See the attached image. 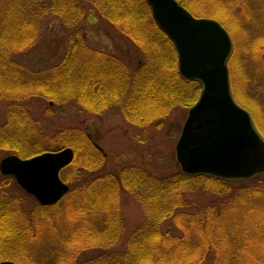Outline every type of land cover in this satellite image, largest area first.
Wrapping results in <instances>:
<instances>
[{"label": "trees", "instance_id": "16d2710c", "mask_svg": "<svg viewBox=\"0 0 264 264\" xmlns=\"http://www.w3.org/2000/svg\"><path fill=\"white\" fill-rule=\"evenodd\" d=\"M180 1L195 13L194 8L186 0ZM50 4L49 0H16L13 3L5 1L0 4V13L3 14L0 20L4 21L3 25L9 31L8 37L13 38L15 42H21L26 37L24 36L26 30L31 29L30 26L35 25V21L39 24L41 18L49 13L57 14L61 18L64 17L65 21L71 22L74 31L67 50L60 55L57 62L44 68H36L22 61L30 52V45L37 41L34 35L25 44L24 50L9 46L11 43L5 40V47L0 50V98L4 97L8 102L7 118L0 123V151L16 153L26 158L47 148L43 141L45 138L62 137L61 143L57 145L83 149L85 154L90 153L94 160L91 165L80 163L75 169L76 175L72 177L67 175L66 180L71 182L80 180L78 177L84 173L96 172L105 159L104 152L99 150L93 142L95 140L82 128L54 127L48 131L45 126L36 123L37 118L41 121L43 115L55 111L56 106L64 107L69 103L82 101L86 102V108L89 107L90 111L96 113L102 110L100 104L104 105L103 108L118 104L127 118L135 119L141 125H150L156 121L160 126L174 108L189 109L193 106L198 100L203 84L198 79H188L181 74L176 47L155 22L146 0H70V5L64 13L60 9L61 6L60 12H57ZM87 8L97 10L140 46L143 56L136 66L133 67L127 60L117 55L104 53L86 44L84 35L80 32L81 29L79 30V20L83 18ZM34 15L36 16L33 17ZM24 19L34 22L24 23L25 21H22ZM128 21L131 23L126 29L123 24L126 23L128 26ZM12 31L15 33L10 35ZM256 63L259 62L256 60ZM85 91L89 93L88 100H84ZM43 102H48L47 107ZM148 105L149 108L146 109ZM35 125H38L39 129L35 128ZM67 131H72V136L67 135ZM51 139H48L49 143L53 141ZM81 142L84 143L82 146ZM263 176L264 173L250 179L228 180L209 174L191 175L180 168L157 174L133 165L124 166L120 171H105L104 174H99V177L95 176L94 180L97 181L93 185L95 189L111 193L104 198L107 202L113 201L112 194L117 197V191L121 189L135 191L136 194L140 191L141 194L137 195L140 202L148 207L147 218L131 234L124 250H119L115 255L98 253L97 260L92 256L88 262L134 264L133 256L129 255L131 248L139 246L140 240L149 237L146 249L152 253L153 262L164 263L171 250L179 245V251L198 253L193 260L181 259L180 264H264V259L254 256L264 240L263 218L255 214L249 215L247 222L241 221L245 223L244 225L228 226L230 239H221L220 233H225L223 223H220L225 218L223 211L232 210L233 205L227 209L223 207L218 209V205L223 201L219 202L217 198L213 203H209L212 204L213 214L209 212L201 215L199 207L191 213L190 216L193 218L199 217L197 221V224L200 223L199 226L192 225L189 223L191 220L187 219L186 222L184 220L183 223L180 222L181 226L185 223L180 233H174L171 227L162 228L165 219L172 218L174 224H178L177 217L186 214L188 206L186 194L193 187L194 192L197 190L213 194L223 192L219 183L223 185L227 183L230 185L229 191L232 190V193L235 191V197H242L245 208L248 210L253 208L254 212L264 209ZM123 177H128L132 183H126L128 185L124 186ZM97 183L99 188L96 187ZM236 184L237 186H234ZM74 188L71 186L70 192ZM9 204L8 201L2 203L0 200L1 214H7ZM8 215L11 217L9 211ZM218 218L220 224L217 226ZM108 221L111 224L112 220ZM102 223L105 227L108 226L107 219H99V225ZM207 224L213 225L210 236L205 234ZM191 225L193 233L198 236L186 239L188 235L185 230L186 228L189 230ZM25 228L32 232L31 227ZM110 231L108 227L100 232L107 234L105 237L109 240L108 244L101 247L118 242L115 238L112 239ZM214 237L219 238L214 241ZM24 244L26 249L31 248L30 245ZM165 251L169 254L164 255ZM21 260L23 264H40L32 261L30 257Z\"/></svg>", "mask_w": 264, "mask_h": 264}, {"label": "rangeland", "instance_id": "374dc122", "mask_svg": "<svg viewBox=\"0 0 264 264\" xmlns=\"http://www.w3.org/2000/svg\"><path fill=\"white\" fill-rule=\"evenodd\" d=\"M5 1L13 3L16 0H0V4ZM186 2L194 8L196 17L219 21L232 36L235 54L228 63V67L233 98L249 110L255 127L264 137V0H186ZM49 3L57 12H60L59 7L61 6L60 9L64 13L70 5V0H49ZM2 15L0 13V19ZM22 21L29 22V24L34 22V20L25 19ZM79 22V30L81 29L80 32L90 48L117 55L127 60L133 67L140 62L143 56L140 46L97 10L87 8ZM3 23L4 21L0 20V50L5 47V40L11 43L9 46L24 50L25 44L34 35L37 41L32 46L30 45L31 50L27 56L22 58V61L36 68H44L57 62L60 55L67 50L70 37L74 33L71 22L65 21L64 17L61 18L57 14L49 13L41 18L39 24L35 21L36 24H32L31 29L26 30L24 35L26 37L18 43L8 37L9 31ZM129 23L131 21H128V26L124 23L123 27L128 29ZM13 33L15 32L12 31L10 35ZM85 93L87 95L85 94L84 100H88L89 93L87 91ZM7 102L4 97L0 98V123L7 118ZM43 103L47 107L48 102ZM85 105L86 102L81 101L69 103L64 107L56 106L55 111L43 115L44 118L41 121L38 118L35 120L39 126H45L48 131L54 127L82 128L95 140L93 142L96 146L98 145L99 150L100 147L103 149L105 156L96 172L84 173V177H82L84 174L78 177L80 180L68 182L66 176L76 175L75 169L80 163L91 165L94 161L90 153L85 154L83 149L71 146L75 150L77 160L76 163L66 167L61 172V176L75 188L56 205L45 207L38 205L35 197L23 190L13 177L5 176L0 172V200L2 203L10 200L6 210L7 214L0 212V264L4 261L23 264L21 259H29V257L40 264H89L91 261H88L92 256H95L97 260L98 253L115 255L119 250L125 249L131 234L145 222L148 207L140 202L137 195L141 194L140 191L136 194L135 191L126 188L117 191V197L113 193L111 196L113 201L107 202L104 198L111 193L95 189L93 186L97 182L96 179L94 180L95 176L99 177V174H104L105 171H120L127 165L138 166L157 174L182 169L176 156V143L189 109L174 108L164 124L158 126L156 121L150 125H141L135 119L127 118L118 104L106 108L100 104L102 110L99 113L90 111ZM148 108L149 105L146 109ZM38 125L34 127L39 129ZM68 131L67 135L72 136V131ZM14 137L17 138L16 135ZM48 139L51 138L43 140L47 148L42 151L64 147L57 145L61 143L62 137L52 138L51 143ZM80 144L82 146L84 143ZM9 154L12 152L0 151V161ZM262 178L264 180V176ZM122 181L124 186L132 183L128 177H123ZM97 184L96 187L99 188V183ZM208 184L211 185V183ZM219 185L223 188V192L213 194L197 192V190L194 192V187L191 188L186 194L188 204L186 214L183 217H177L178 224H174L172 218L165 219L162 228L171 227L174 233H180L185 225L184 223L181 226L180 222L183 223L182 220L186 222L187 219L191 220L189 223L192 225L199 226L200 223L197 224L199 217L193 218L190 216L191 213L199 207L201 215L209 214V212L213 214L212 204L209 203H213L216 198L219 202L223 201L218 205V209L222 207L227 209L233 205L232 210L223 211L225 218L220 223H223L222 228L225 233H220L221 239H230L228 226L244 225L245 223L241 221L247 222L249 215H259L264 221V209L257 212H254L253 208L248 210L244 206L242 197H235V191L233 193L232 190L229 191L230 185L227 183L225 185L219 183ZM164 203L166 204V200ZM99 219H107L108 226L105 227L104 223L99 225ZM109 219L112 220L111 224L108 223ZM219 219L216 221L217 226L220 224H218ZM192 225L189 230L187 228L185 230L188 235L186 239L198 236L193 233ZM25 226L31 227L32 232L30 233ZM108 227L111 230L110 236L118 242L111 246L101 247L109 243L105 237L107 234L100 233ZM205 230L207 231L205 234L210 236L213 225L208 226L207 224ZM217 238L219 237H214L213 240L216 241ZM149 241V237L143 238L139 241V246L131 248L129 255L133 256L134 264H180L181 259L193 260L198 255L196 252L179 251V245H176L170 255L164 259V263L153 262L152 253L146 249ZM24 243L30 245L31 248L26 249ZM87 246L90 247L87 248ZM163 254L169 253L165 251ZM254 256L261 260L264 259V240Z\"/></svg>", "mask_w": 264, "mask_h": 264}, {"label": "water", "instance_id": "95a60500", "mask_svg": "<svg viewBox=\"0 0 264 264\" xmlns=\"http://www.w3.org/2000/svg\"><path fill=\"white\" fill-rule=\"evenodd\" d=\"M147 2L156 23L175 44L181 74L203 83L176 143L183 171L227 179H249L264 172V138L231 92L227 59L232 41L227 29L215 19L194 16L178 0ZM74 159L70 146L28 158L9 154L1 159L0 171L13 175L41 204L50 205L69 191L61 170Z\"/></svg>", "mask_w": 264, "mask_h": 264}, {"label": "flooded vegetation", "instance_id": "af4514ba", "mask_svg": "<svg viewBox=\"0 0 264 264\" xmlns=\"http://www.w3.org/2000/svg\"><path fill=\"white\" fill-rule=\"evenodd\" d=\"M234 52H235V49L233 50V53H232V56H234ZM232 56L230 57V59L232 58ZM230 59H229V61H230ZM102 152H103V150L102 149H100ZM8 202H10V200H7ZM6 201V202H7ZM39 205V204H38ZM40 206H41V204H40ZM43 206V205H42Z\"/></svg>", "mask_w": 264, "mask_h": 264}]
</instances>
